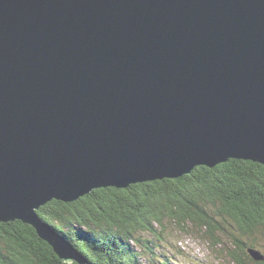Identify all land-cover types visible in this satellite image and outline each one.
<instances>
[{"label": "water", "instance_id": "1", "mask_svg": "<svg viewBox=\"0 0 264 264\" xmlns=\"http://www.w3.org/2000/svg\"><path fill=\"white\" fill-rule=\"evenodd\" d=\"M229 159L264 165V0H0V222L89 264L40 207Z\"/></svg>", "mask_w": 264, "mask_h": 264}, {"label": "trees", "instance_id": "2", "mask_svg": "<svg viewBox=\"0 0 264 264\" xmlns=\"http://www.w3.org/2000/svg\"><path fill=\"white\" fill-rule=\"evenodd\" d=\"M37 213L90 264H171L180 248L168 236L188 232V225L213 246L223 243L231 264H264L250 253L264 257V165L249 160L197 166L176 179L99 188L74 202L51 201ZM0 264L70 263L33 226L14 220L0 222Z\"/></svg>", "mask_w": 264, "mask_h": 264}, {"label": "rangeland", "instance_id": "3", "mask_svg": "<svg viewBox=\"0 0 264 264\" xmlns=\"http://www.w3.org/2000/svg\"><path fill=\"white\" fill-rule=\"evenodd\" d=\"M187 230L188 232H183V230L182 231L179 230V232L177 231V233L168 236L170 245L175 244L180 248L179 249L180 253L177 259L169 258V263L171 264H231L232 263L229 255V251L227 247L223 245V243L222 246H216V245L213 246L209 242L208 238H202L201 231L200 233H198L199 231L198 229L188 225ZM148 237L150 236L147 235V238ZM220 237L224 239L225 242L228 243V240L226 238H224L223 236ZM222 247L224 248V250L222 249ZM229 247H231V250L235 249V247L231 244H229ZM74 262L78 263L77 261ZM86 262L89 263L88 261Z\"/></svg>", "mask_w": 264, "mask_h": 264}]
</instances>
